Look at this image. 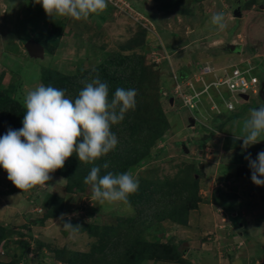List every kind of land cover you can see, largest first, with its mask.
Here are the masks:
<instances>
[{"label": "rangeland", "instance_id": "obj_1", "mask_svg": "<svg viewBox=\"0 0 264 264\" xmlns=\"http://www.w3.org/2000/svg\"><path fill=\"white\" fill-rule=\"evenodd\" d=\"M127 2L131 11L108 2L98 17L75 21L49 18L35 0H0V86L24 106L26 93L43 83L45 70L74 76L100 66L114 53L142 55L159 76V100L169 127L141 167L123 172L130 171L139 184L148 171L161 180L194 179L201 202L185 225L162 220L152 227L138 226L137 239L177 248L185 264H264V225L241 231L239 224L264 218V187L252 183L245 158L250 154L255 160L264 151V141L244 149L234 137L241 135L240 122L248 110L264 102L258 94L246 102L226 92L235 105L229 111L211 91L222 110L219 115L211 111L214 103L208 96L192 112L176 93L178 79L193 77L207 64L222 69L249 59L256 67L254 75L264 78V0H183L182 9L189 15L165 12L155 0ZM236 9L240 17H235ZM217 12L225 16L223 31L211 23ZM31 40L37 42L33 51L27 48ZM230 45L239 49L231 52ZM52 176L50 187L20 192L0 167V227L6 235L0 242V264H68L74 253L87 255L88 264H125L127 240L118 236L126 228L124 221L142 219L134 206L128 211L119 204H98L90 186L81 183L78 191L72 190L67 179L58 184L62 177ZM234 200L243 207L233 221ZM49 214L54 217L45 220ZM62 214L79 231H65ZM233 230L244 237L231 240ZM106 233L110 238L104 242ZM103 242L107 244L101 252Z\"/></svg>", "mask_w": 264, "mask_h": 264}, {"label": "clouds", "instance_id": "obj_2", "mask_svg": "<svg viewBox=\"0 0 264 264\" xmlns=\"http://www.w3.org/2000/svg\"><path fill=\"white\" fill-rule=\"evenodd\" d=\"M108 2L35 0L49 18L75 21L98 17L106 11ZM211 23L220 31L227 27L223 12L213 14ZM260 81L261 91L264 78ZM83 83L84 87L75 98L69 97L66 89L43 83L26 93L22 128H9L0 136V167L20 192H29L38 186L50 187L52 174L63 169L66 161L76 155L80 162L93 165L83 181L90 186L92 200L98 204L123 205L126 210L133 211L129 198L139 189L138 179L130 171L101 175V166L96 162L117 147L119 138L112 129L128 112L135 110L137 92L116 88L110 97L108 82L101 80L99 75ZM248 97L250 100L251 96ZM240 127L241 135L234 137L242 140L244 149L264 141V103L250 108ZM245 158L251 169L252 183L264 187V151L259 152L255 160L250 154ZM102 167L107 169L109 164L106 162ZM63 181L61 178L58 184ZM60 223L69 234L81 228L73 226L70 218L65 221L64 214Z\"/></svg>", "mask_w": 264, "mask_h": 264}, {"label": "trees", "instance_id": "obj_3", "mask_svg": "<svg viewBox=\"0 0 264 264\" xmlns=\"http://www.w3.org/2000/svg\"><path fill=\"white\" fill-rule=\"evenodd\" d=\"M182 4L183 0H155L154 5L165 12L189 15L188 10L182 9ZM134 8L137 9L136 6ZM97 75L101 80L108 82L110 97L114 95L116 88L135 89L137 92L135 110L128 112L124 120L112 129L119 138L117 147L106 157L97 161L101 166V175L107 172L119 174L131 166L141 167L142 163L150 157L155 144L163 139L169 127L159 100V76L146 66L142 55L114 53L100 66L79 72L74 76L45 70L43 84L66 89V94L75 98L84 87L83 82L90 81ZM25 111V107L0 86V136H3L9 128L17 130L22 128ZM106 162L109 164L107 169L102 167ZM91 167L89 164L80 162L76 155H73L66 161L63 169L53 174L67 179L71 189L78 191V186L84 183V178L89 174ZM149 174H151L149 171L142 174L138 191L129 198L131 205L143 220L131 219L127 220L128 223L124 221L126 228L120 230L121 234L118 237L127 240H125L127 249L121 262L145 264L156 260L185 264L186 261L177 248L140 241L135 232L138 226L144 229L162 220L185 225L188 222L189 213L198 209L201 202L198 195V183L194 179L186 180L187 178L161 180L151 178ZM53 217L49 214L45 220ZM104 235L105 242L110 237H107L108 233ZM5 236V229L0 227V242ZM116 239L114 238V241ZM104 242L100 248L101 252L107 244L104 245ZM86 257L87 255L74 253L66 262L88 264Z\"/></svg>", "mask_w": 264, "mask_h": 264}, {"label": "built area", "instance_id": "obj_4", "mask_svg": "<svg viewBox=\"0 0 264 264\" xmlns=\"http://www.w3.org/2000/svg\"><path fill=\"white\" fill-rule=\"evenodd\" d=\"M109 3L120 10L131 11L132 9L127 0H109ZM242 65H246V67L242 68ZM255 70V65L249 59L243 60L239 64H230L222 69L207 64L202 66L199 72L194 73L193 77L188 75L185 79H178L176 93L184 102L185 107L192 112L199 108L203 96H208L214 103L211 111L221 114L222 110L215 105L211 96V91H214L221 98L226 109L233 111L235 105L224 96L225 93H229L233 97L232 99L240 97L242 100H244V96L257 95L260 92L261 81L254 75Z\"/></svg>", "mask_w": 264, "mask_h": 264}, {"label": "crops", "instance_id": "obj_5", "mask_svg": "<svg viewBox=\"0 0 264 264\" xmlns=\"http://www.w3.org/2000/svg\"><path fill=\"white\" fill-rule=\"evenodd\" d=\"M233 65V64H232ZM262 151H263V149H261ZM261 150H260V152H261ZM259 152H257V154H258ZM236 194V193H235ZM248 195V194H247ZM234 198V197H233ZM235 199V198H234ZM239 200V199H238ZM238 200H234V202H235V205H234V207H236L235 209L236 210H232L231 211V213H233L232 215V220L234 221V218H236V217H238L239 216V213L241 212V207H243L242 205V203H240V202H237ZM245 202V204H249L250 202H251V200L249 199V200H247V201H244ZM238 211V213H236V212ZM235 212V213H234ZM242 213V212H241ZM244 217V216H243ZM239 218V217H238ZM249 218H251V216L250 217H247V219H249ZM257 217H255V219H256ZM253 219V218H252ZM252 219H250V220H248V221H246L245 223L244 222H241V223H239L240 224V227H241V231L242 230H244L245 228H250V227H253V225L254 226H256V227H258V226H263L264 225V218H262V219H257V221L255 222V223H253V221H251ZM234 225H235V222H234ZM233 232V237H232V239L231 240H235L236 238L238 239V238H240V237H244V233H241L240 235L238 234H236V232L233 230L232 231ZM249 237L250 236H252V235H254V234H247ZM240 240V239H239ZM247 240V239H246ZM244 241V240H243ZM247 242H248V240H247Z\"/></svg>", "mask_w": 264, "mask_h": 264}, {"label": "water", "instance_id": "obj_6", "mask_svg": "<svg viewBox=\"0 0 264 264\" xmlns=\"http://www.w3.org/2000/svg\"><path fill=\"white\" fill-rule=\"evenodd\" d=\"M234 15H235V17H240L241 16L240 9H236L234 11ZM36 43L37 42L34 41V40L29 41L28 44H27V48L30 49L31 51H33L35 46H37ZM229 49H230L231 52H234V51H237V49H239V47L237 45H230ZM259 98H260V100L262 102H264V81L261 84V91L259 93ZM244 99L246 101H248L249 97L248 96H244ZM192 123L195 124V121L193 120Z\"/></svg>", "mask_w": 264, "mask_h": 264}, {"label": "flooded vegetation", "instance_id": "obj_7", "mask_svg": "<svg viewBox=\"0 0 264 264\" xmlns=\"http://www.w3.org/2000/svg\"><path fill=\"white\" fill-rule=\"evenodd\" d=\"M239 8V7H238Z\"/></svg>", "mask_w": 264, "mask_h": 264}]
</instances>
